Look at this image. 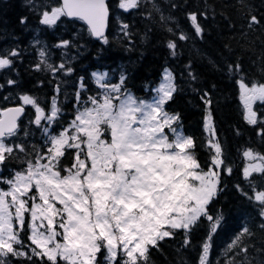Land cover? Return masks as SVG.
Here are the masks:
<instances>
[{
    "label": "snow or ice",
    "instance_id": "snow-or-ice-1",
    "mask_svg": "<svg viewBox=\"0 0 264 264\" xmlns=\"http://www.w3.org/2000/svg\"><path fill=\"white\" fill-rule=\"evenodd\" d=\"M0 41V264H264V0H0Z\"/></svg>",
    "mask_w": 264,
    "mask_h": 264
},
{
    "label": "trees",
    "instance_id": "trees-1",
    "mask_svg": "<svg viewBox=\"0 0 264 264\" xmlns=\"http://www.w3.org/2000/svg\"><path fill=\"white\" fill-rule=\"evenodd\" d=\"M9 15H11V13H9ZM229 33L225 32L224 33V42H227V37H228ZM114 43H115V37L113 36L112 37ZM0 43H4V41H0ZM113 55L114 56H118L120 55L117 51H116V48L114 47L113 49ZM251 55V53H248L247 55H245L244 59H245V62H246V66L248 64L251 63V61L248 59V57ZM256 55L258 56L259 55V49L256 50ZM156 63L155 59H154V56L152 54L151 51H149L147 53V57L144 61V63L140 66H138V72H137V75L139 77H143V76H147L149 74V69L152 65H154ZM258 71V69H256ZM221 103L222 104H225L226 102L223 100V98H221ZM234 107V105H228L224 108V112L227 114V113H230L231 112V108ZM192 113L191 115H189V118H188V121H186V124L188 125L189 127V130H195V127H196V120H197V116L195 115V110L193 109L192 110ZM232 227V224L230 222V224L227 226V229L230 230ZM166 248H168V246H166ZM168 252L171 253L173 252V249L171 248H168ZM165 255L163 254H160V253H156L154 255V260H155V264H163L164 260H165Z\"/></svg>",
    "mask_w": 264,
    "mask_h": 264
}]
</instances>
